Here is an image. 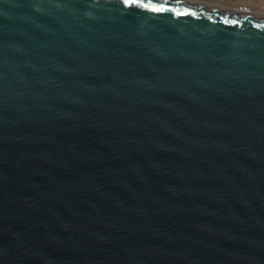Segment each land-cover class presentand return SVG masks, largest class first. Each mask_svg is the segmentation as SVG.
<instances>
[{
  "label": "water",
  "instance_id": "1",
  "mask_svg": "<svg viewBox=\"0 0 264 264\" xmlns=\"http://www.w3.org/2000/svg\"><path fill=\"white\" fill-rule=\"evenodd\" d=\"M0 264H264V14L0 0Z\"/></svg>",
  "mask_w": 264,
  "mask_h": 264
},
{
  "label": "crops",
  "instance_id": "2",
  "mask_svg": "<svg viewBox=\"0 0 264 264\" xmlns=\"http://www.w3.org/2000/svg\"><path fill=\"white\" fill-rule=\"evenodd\" d=\"M202 2H218L230 8L245 6L251 12H264V0H199Z\"/></svg>",
  "mask_w": 264,
  "mask_h": 264
},
{
  "label": "rangeland",
  "instance_id": "3",
  "mask_svg": "<svg viewBox=\"0 0 264 264\" xmlns=\"http://www.w3.org/2000/svg\"><path fill=\"white\" fill-rule=\"evenodd\" d=\"M204 3L211 4V5H216V6H220V7H224V8H230V7L226 6L225 4H221V3H218V2H212V3L204 2ZM258 13L264 14V12H260V11H258Z\"/></svg>",
  "mask_w": 264,
  "mask_h": 264
},
{
  "label": "built area",
  "instance_id": "4",
  "mask_svg": "<svg viewBox=\"0 0 264 264\" xmlns=\"http://www.w3.org/2000/svg\"><path fill=\"white\" fill-rule=\"evenodd\" d=\"M240 7L246 10V7L245 6H240Z\"/></svg>",
  "mask_w": 264,
  "mask_h": 264
},
{
  "label": "bare ground",
  "instance_id": "5",
  "mask_svg": "<svg viewBox=\"0 0 264 264\" xmlns=\"http://www.w3.org/2000/svg\"><path fill=\"white\" fill-rule=\"evenodd\" d=\"M247 9V8H246ZM241 10L243 11L244 9L243 8H241Z\"/></svg>",
  "mask_w": 264,
  "mask_h": 264
}]
</instances>
